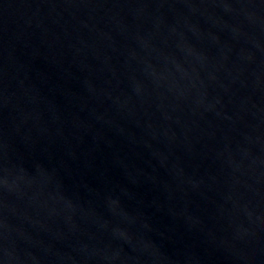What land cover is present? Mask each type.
<instances>
[{"label": "water", "instance_id": "95a60500", "mask_svg": "<svg viewBox=\"0 0 264 264\" xmlns=\"http://www.w3.org/2000/svg\"><path fill=\"white\" fill-rule=\"evenodd\" d=\"M0 264H264V0H0Z\"/></svg>", "mask_w": 264, "mask_h": 264}]
</instances>
